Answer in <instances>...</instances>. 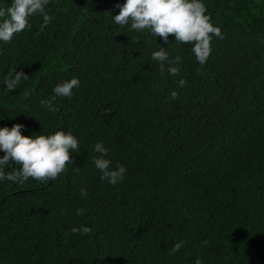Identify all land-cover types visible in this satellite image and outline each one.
I'll use <instances>...</instances> for the list:
<instances>
[{"label": "trees", "instance_id": "obj_1", "mask_svg": "<svg viewBox=\"0 0 264 264\" xmlns=\"http://www.w3.org/2000/svg\"><path fill=\"white\" fill-rule=\"evenodd\" d=\"M123 2L50 0L47 26L36 15L0 44V81L28 76L0 84V127L80 145L55 180L0 183V264H264V0H203L223 38L202 66L172 34L114 24ZM159 45L181 57L176 76L151 59ZM72 77L73 96L48 111ZM96 142L126 168L116 185L93 167Z\"/></svg>", "mask_w": 264, "mask_h": 264}, {"label": "clouds", "instance_id": "obj_2", "mask_svg": "<svg viewBox=\"0 0 264 264\" xmlns=\"http://www.w3.org/2000/svg\"><path fill=\"white\" fill-rule=\"evenodd\" d=\"M49 3L50 0H8L7 3L0 0V44L10 42L15 34L30 28V18L36 15L41 17V28L47 26L51 21ZM118 8V13L110 16L114 24L127 26L136 32L147 29L149 35L155 37V40L158 36L165 44L168 43L169 34H172L173 41L191 44L194 59L201 66L210 55V41L213 37L223 38L220 28L210 22L203 0H124ZM166 48L159 45L158 50L151 52V59L160 63L161 75L167 63L168 75L176 76L180 70L178 65L181 57L175 56L169 60ZM27 79L28 76L23 72L14 70L0 84L5 91L11 93L22 80ZM184 84L182 78L177 81L178 87L182 88ZM79 85L77 77L64 80L52 88L51 100H42L40 103L48 111H56L52 102L57 97L71 98L73 89ZM169 95L175 99L177 92L171 90ZM3 119L4 116L0 115V120ZM23 127L22 124H13L10 128L0 127V183H23L29 178L52 181L64 171L66 164H73L72 153H78L80 145L71 132L57 130L48 135L33 133L22 136ZM92 151L98 154L93 158L92 164L100 173L101 180H106L111 185L123 180L126 168L121 164H117L115 168L110 167L111 160L106 158L108 149L101 142H96ZM79 193L86 195V189L80 188ZM80 214L81 210L77 209V215ZM89 231L90 228L84 225L71 229L73 235H86ZM184 243L183 240L175 242L168 250L169 254L179 251ZM196 264L200 262L197 261Z\"/></svg>", "mask_w": 264, "mask_h": 264}]
</instances>
